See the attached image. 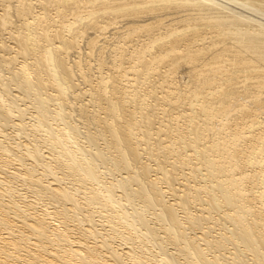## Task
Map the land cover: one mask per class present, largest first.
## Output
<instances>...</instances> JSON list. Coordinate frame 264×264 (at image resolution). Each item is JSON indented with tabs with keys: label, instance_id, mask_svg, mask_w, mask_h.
<instances>
[{
	"label": "bare ground",
	"instance_id": "6f19581e",
	"mask_svg": "<svg viewBox=\"0 0 264 264\" xmlns=\"http://www.w3.org/2000/svg\"><path fill=\"white\" fill-rule=\"evenodd\" d=\"M235 1L264 10V0ZM207 2L210 6V0H0V34L13 41L9 46L0 37V89L6 98L27 100L35 113L32 127L46 116L62 121L58 132L67 128L63 114L70 101L82 119L84 139L102 141L114 170L112 180L102 182L90 163L68 150L50 158L39 145L29 151L33 145L23 143L24 156L33 164L20 173L17 158L20 166L7 155L3 159V147L0 196L7 192L8 178L23 182L29 175L47 199L68 201L62 210L89 207L90 199L100 197L96 204L107 211L101 201L115 191V215L133 230L116 243L110 221L108 233L100 235L91 212L87 228L70 227L57 210L36 211L30 201L8 219L0 217V264H137L131 261L137 251L133 234L152 229L167 244L157 242L163 258L151 264H264V168L244 160L239 148L242 142L249 150L264 147V118L254 121L247 115V106L264 104V95L257 94L264 93V27L256 28L240 13L230 15L229 7L224 8L228 14H219V3L212 7H217L214 14ZM36 5L41 11H33ZM51 10L55 18L48 16ZM109 36L118 39L111 48L104 44ZM79 42L88 59L96 57L94 82L73 73L77 61L67 63L70 55L79 54ZM140 87L149 97L155 94V116L150 105L137 103H144ZM24 109L0 107V130L11 126L24 133ZM231 120L239 122L230 125ZM93 155L104 157L101 151ZM62 156L88 187L79 182L73 191L60 187L63 175L49 165ZM38 165L51 181L43 184L35 176ZM244 183L251 191L240 187ZM77 192L81 203L73 198Z\"/></svg>",
	"mask_w": 264,
	"mask_h": 264
},
{
	"label": "rangeland",
	"instance_id": "374dc122",
	"mask_svg": "<svg viewBox=\"0 0 264 264\" xmlns=\"http://www.w3.org/2000/svg\"><path fill=\"white\" fill-rule=\"evenodd\" d=\"M26 1L32 2L33 0H26ZM214 1L218 2L221 5V6L219 5L221 8H219V6L217 5L218 3L217 4L213 3V1H211V0H210V3L213 4V5L210 4V6H208L209 2L205 3L206 6H208L209 8L211 7L210 11H212L214 14H217V13L214 12V10L216 11L217 7L221 10V12H219L220 10H218L219 14H221V15H224V13L228 14L227 13L228 11H226L224 8L228 9V7H229V9L230 8L233 9V10L229 11L230 15L232 14L231 13L232 11L234 12L232 15L237 13L236 15L238 16V14L240 13V15H239L240 17H241V14H242L244 16H247L248 19H250V22L254 21V23H252V25L256 26V28H260L261 26L264 27V10L253 8V7L248 6V5H246V4L242 3V2L238 3L239 1L236 2L235 0H233L235 2H233L232 0H231V2L229 0H225V1L224 0L223 1L222 0H219V1L218 0H214ZM227 1L229 2V5H228ZM214 5L217 6V7H215L216 9L214 8L212 10V7ZM39 8L40 7L37 6L36 8H33V11H37L38 12V10H40ZM52 12H54V11L51 10L50 12H48V16L55 18L54 13H52ZM212 12H210V13H212ZM244 16H242V17H244ZM247 17H244V18H247ZM68 19H70V18H68ZM12 20H13V18H12ZM18 23H19L18 21H15L14 26L16 24L19 25ZM17 25L15 26V28L17 27ZM11 28L13 30H15L14 27H11ZM61 33L64 35L65 31L63 30ZM8 35L3 32L2 34H0V37H2L4 39V40L3 39L2 40L7 45L13 46V44H12L13 41H12V39L9 38ZM7 36H8V38H7L8 40H6ZM113 39H115V38H113ZM113 39H111L110 36H109L108 39H107V43L108 44L104 43L105 46L109 45L108 48H111L112 45L117 43L116 40H118V39L117 38L115 40H113ZM82 43L79 42L80 48L82 47L81 49L79 48V54L77 53V54L70 55V57H68V59H67V63H68V65H70L72 63V61H74V60L77 61L79 63V66H78L77 69L76 68L73 69V73L78 74L79 72H82L85 75V80L87 79L89 82H94V79L98 75L97 74V70L95 68L97 66L96 65V61H95L96 57L93 58V57L90 56V58L88 59L89 56H87V54H86L87 50H86V48L84 46V43L83 44ZM106 52L108 53V56H109V54H111L110 50H107V51L105 50L104 53H106ZM12 54H13V52H12ZM145 57L148 58V56H145ZM106 58H108V57H106ZM19 59H21V58H19V57L17 58L18 62H19ZM17 61H16V63H17ZM124 65H126V64H124ZM105 69L106 68H104L103 71H105ZM1 71H3V69L0 66V72ZM7 74L8 73H5V72L2 73V75L5 76V77L8 76ZM77 81L80 82L81 80L79 79ZM77 81H75V82H77ZM153 84L154 83H152V85ZM78 85H79V87H82V86L84 87V84L82 83V81L80 83H78ZM12 88L13 87L11 86V89ZM137 91L142 95V99H144V103H139V102H137V103L140 104V106H144V107L145 106L149 107V105H150L152 107V109H153V112L151 113V115L155 116L154 113H157V111H158V105H157V103L155 101V98H156L155 94L153 93L152 96L149 97V95H146V90H145L144 87L138 88ZM158 92H159V90H157L156 93L158 94ZM12 93L16 94L14 89L12 90ZM257 94L264 95V93H258V92H257ZM6 95H7V92L5 91V89H4V91L2 89H0V107L3 108L4 110L10 109V108H12V109L14 108L15 109V107H20L22 109L26 108V109H24V115H23V118H22V120L26 124H28L26 126V129L28 131L25 129V131H24V133L26 132L25 134L22 133V132L20 133L17 129H15L13 127L11 128V126H8L3 131L0 130V132H4L5 133V135L0 134V136L5 137V138L0 137V155L2 154L1 149L3 147L4 148L6 147L4 150L7 151V154L3 153V155H2V156H4L3 159H5L6 155H7V157H8L7 159H13V160H11V161H13V163L19 162V164H21V168L19 170L20 173L24 172L25 169L27 168V166H28V168H30L32 166V164H33V163H30V158L29 157L24 156L25 155L24 153H26L25 145L30 143L29 146L30 145H33V146H31V150H29V151H34L35 147L39 145L38 148L39 147L41 148V149L40 148L39 149L42 152V154H46V156H48V157L50 156V158H54V156L55 157L59 156L58 153L60 152V150L62 152H65V150H68V151H70L72 153L73 157H75L77 159L83 158V160L86 163H90L91 166L93 167L94 175L95 174L98 175V180H100L102 182H104V181L105 182H109V180L111 179L110 177L113 178V176H114V173H112V171H114L113 170V165H112L111 161L109 160V156L103 150L102 141L97 139V140H95V143H93L94 144L93 145L89 141L84 139V137H83V136H85L84 126L82 124V119H81L80 115L78 114L76 105L71 104L70 101H68V103H66V104L70 105L69 109L67 107H65V109H64V111L67 112V114H63L64 121L66 122V127L67 128L66 129L64 128V130L58 132L57 130H55V128H58L60 126L62 127L63 123H62V121L60 122L59 120L58 121L57 120L53 121V118H51L50 116H46L45 118H42L43 121L41 122V125H39V124H38L39 126L37 125L38 127L30 126L29 123L30 124L36 123L35 121H33L34 120L33 119L34 110H32L33 108L31 107V105H29L27 100H26V102H22V101L17 100V101H19V102H17L15 100L13 101L12 99L6 98L7 97ZM145 103L147 105H145ZM88 104H90V103H88ZM242 104H247V103L242 101ZM21 105H23V106H21ZM134 105L136 106V104H134ZM28 106L30 107V109L28 108ZM90 107H91V104L87 108L90 109ZM26 114L27 115L30 114V115L26 116ZM241 115H242L241 113H236V117H239ZM247 115L248 116L250 115L249 117L251 119H253L254 121H260L262 118H264V104L259 105L258 107L254 106V105L247 106ZM145 117H148V115L146 114ZM15 118H18V117H15ZM15 118H13V119H14V121L17 122L18 119L15 120ZM58 119H61V118H58ZM238 122L239 121H237V120H231L230 121V123H231L230 125H234V123H238ZM54 123H55V125H54ZM60 123H62V124L60 125ZM46 126L51 127V129L48 130L46 128ZM56 126H58V127H56ZM71 127L74 128V130H72ZM32 128L34 130H32ZM10 130H12V131H10ZM8 132H9V134H8ZM26 134H27V136H25ZM15 135L17 137H15ZM9 138H11V139H9ZM25 139H26V141H25ZM15 144L18 145L20 148L15 146ZM45 144H46L47 147L45 146ZM20 145L22 147L24 145L23 149H22V147ZM245 145H247L246 142H242L241 145L239 146V148L241 149L240 152H241V154L243 156V159L244 160L254 161L259 167L264 168L263 167V165H264V159H263V157H264V147L260 148V150H258V147L256 146V147H253L252 150L251 149L249 150L248 148H246ZM15 147H16L17 150H14ZM95 151H101L102 153H104V155H103L104 157L102 156L103 159L96 158L93 155V153ZM56 154H58V155H56ZM18 156H19V158H18ZM22 156H24L25 159ZM16 158H17L18 161L16 160ZM27 158H29V160ZM20 159H24V160L21 161ZM14 160H16V161L14 162ZM46 160H48V159H46ZM66 162H67L66 157L62 156L59 159H57V161L50 162V165H49V168L52 171L56 172V174L58 173L57 171H59V173L57 175L61 176L60 173H62L63 181H61L62 185H60V187L61 188H65L66 190H67V187H68L69 191H73L72 188L74 189V186H78L77 182H79V184L80 183H82V184L84 183V185L86 187H88L89 185L87 184L86 181H84L83 178H82L83 181L80 180L81 179L80 171L77 172V171H73L72 169H68L67 166H66ZM24 163H25V165H24ZM15 164H16V166L18 165V163H15ZM151 164H153V162H151ZM18 166H20V165H18ZM39 166L40 165L35 166L36 169L34 168V170H35V172H38L40 170L41 174H40V172H38L40 176L38 175V173L37 174H35V172L33 173V171H34L33 169H32L33 171L28 172V174H32L33 176L35 174V176L40 177L41 182L43 184H46L47 182L51 181V176L44 175L43 167L42 166L39 167ZM104 167L109 168V171H107L105 173L106 170L104 169ZM41 170L43 171V173H42ZM42 174L44 176H46V177H44V176L42 177ZM258 176L262 177L260 175V173H259ZM32 178L33 177H30V175H29V176L26 177V179H24L23 182L20 179H16V180L11 179L10 180L8 178L9 181L5 182L6 185H8L7 186V192L4 193L2 196H0V217H2L4 219H8L10 216H12V212H14L15 210L18 211L20 208L24 209V204L26 205V204H28V202L31 201L33 203L34 207H36L35 208L36 211H40L42 208L46 209L49 212H51V209H53L52 211L57 210V213H58L57 216L60 217V218L63 217L65 222H67L69 224V226L75 224V225H78L80 227L82 226V228H85V226L87 228L88 224H86V223H89V221L88 222L86 221V216H87V214H89L91 212V213H93V214L90 215L91 220H92V226L98 232H100V235H102L103 233L104 234L108 233L109 227H106V226L109 225V221H110V223L114 227V229L111 231L110 234L114 238V241L117 240V242L115 241L116 243L119 242V239H121L122 236L124 234H126V232H130V234L133 233V230L130 227L125 225L126 224L125 221L126 222H128V221L126 219H124V218L123 219L125 221L123 219L117 218L116 215H115V211L117 210L116 206H117V200H118L115 191L113 192V194L110 193V191L107 192L108 199L106 201H101V203H103L105 205V207L107 208V211L106 210L103 211L102 208L99 209V207H98L99 204H96V203L100 202V197H96V198L90 199V201H91L90 203L91 204L89 205V207L88 206H84L83 208H81V207L77 206V207H75L73 209L62 210L63 209L62 205L63 204L64 205L67 204L68 201L65 198L59 199V198H51L50 197V199H47V197H46L47 195L45 193H43L41 190H38V187H36L33 184V182L30 181V180H32ZM1 179H2V177H0V180ZM42 180H44V181H42ZM28 183H30V185L33 188V190L31 189V187L29 186ZM6 185L3 186V187L5 188ZM71 185H73V186H71ZM99 185L100 184H95L94 186H99ZM163 185L164 184H162V186ZM240 187H242L245 192L251 191L250 188H249L250 185L248 183H244ZM98 190H101V189H98ZM67 196H69V195L67 194ZM80 196H82L80 194V192L75 193V195L73 196V198L75 199L76 203L77 202L81 203L82 198ZM64 199H65V202L63 201ZM131 204H134V201H132ZM47 206H48V208H47ZM50 206H53V208H51ZM66 208H69V207H66ZM127 210L130 211L129 208ZM136 210H138V208ZM101 213H102V215H100ZM92 215H93V217H92ZM103 215H104V218H103ZM106 219H108L107 220L108 222H106ZM51 221L56 223L55 219H53ZM148 226H150V225H148ZM74 231H77V230H74ZM142 231L143 230H140L138 232H142ZM105 232H107V233H105ZM61 235L64 236V233L61 232ZM157 235L158 234H156V232L153 229H152L151 233H147V234H144V235H141V236H137V234H133V237H132V235H131L133 246L138 251V252L136 251L133 254V256L131 258V261H133V262H135L137 264H151V259L153 260V259L163 258L162 255L157 254V251H158L157 242H159L161 244V246L165 247L166 244H167V241L165 239H159L158 238L159 236H157ZM98 239H100V238L98 237ZM168 248H170V247H168ZM139 250L142 251L143 253L139 254ZM138 261H141V263H138ZM171 262H172V264H177V262H179V261L178 260H172ZM164 264H168V263L166 262Z\"/></svg>",
	"mask_w": 264,
	"mask_h": 264
}]
</instances>
